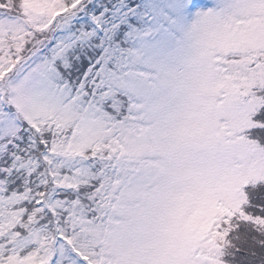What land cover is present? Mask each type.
Listing matches in <instances>:
<instances>
[{
    "label": "snow or ice",
    "instance_id": "6c2138e0",
    "mask_svg": "<svg viewBox=\"0 0 264 264\" xmlns=\"http://www.w3.org/2000/svg\"><path fill=\"white\" fill-rule=\"evenodd\" d=\"M0 264H264V0H0Z\"/></svg>",
    "mask_w": 264,
    "mask_h": 264
}]
</instances>
